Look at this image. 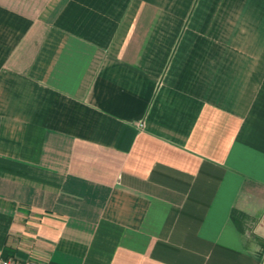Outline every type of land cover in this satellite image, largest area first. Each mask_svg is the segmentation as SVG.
Wrapping results in <instances>:
<instances>
[{
    "label": "crops",
    "instance_id": "1",
    "mask_svg": "<svg viewBox=\"0 0 264 264\" xmlns=\"http://www.w3.org/2000/svg\"><path fill=\"white\" fill-rule=\"evenodd\" d=\"M264 264V0H0V259Z\"/></svg>",
    "mask_w": 264,
    "mask_h": 264
},
{
    "label": "built area",
    "instance_id": "2",
    "mask_svg": "<svg viewBox=\"0 0 264 264\" xmlns=\"http://www.w3.org/2000/svg\"><path fill=\"white\" fill-rule=\"evenodd\" d=\"M0 264H21V263L12 257H6L0 259ZM27 264H31V263H27Z\"/></svg>",
    "mask_w": 264,
    "mask_h": 264
}]
</instances>
